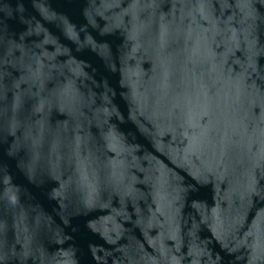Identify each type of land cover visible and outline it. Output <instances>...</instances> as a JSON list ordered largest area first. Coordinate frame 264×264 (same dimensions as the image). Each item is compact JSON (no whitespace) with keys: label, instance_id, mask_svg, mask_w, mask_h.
Returning <instances> with one entry per match:
<instances>
[{"label":"water","instance_id":"obj_1","mask_svg":"<svg viewBox=\"0 0 264 264\" xmlns=\"http://www.w3.org/2000/svg\"><path fill=\"white\" fill-rule=\"evenodd\" d=\"M0 264H264V0H0Z\"/></svg>","mask_w":264,"mask_h":264}]
</instances>
